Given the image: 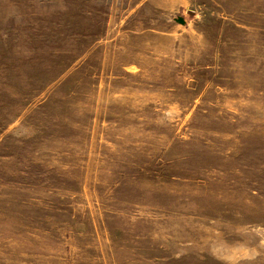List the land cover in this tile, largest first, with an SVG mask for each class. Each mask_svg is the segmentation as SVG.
Listing matches in <instances>:
<instances>
[{
  "label": "rangeland",
  "instance_id": "rangeland-1",
  "mask_svg": "<svg viewBox=\"0 0 264 264\" xmlns=\"http://www.w3.org/2000/svg\"><path fill=\"white\" fill-rule=\"evenodd\" d=\"M0 264H264V0H0Z\"/></svg>",
  "mask_w": 264,
  "mask_h": 264
}]
</instances>
